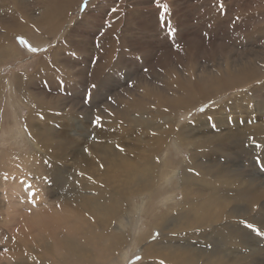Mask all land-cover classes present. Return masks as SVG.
<instances>
[{
    "label": "bare ground",
    "instance_id": "1",
    "mask_svg": "<svg viewBox=\"0 0 264 264\" xmlns=\"http://www.w3.org/2000/svg\"><path fill=\"white\" fill-rule=\"evenodd\" d=\"M43 1L41 7L36 6L39 4L36 2V10H30L27 5L30 0L24 1L26 4L22 6L23 0H15L12 9H6L0 0V63L21 55L11 43L17 36H24L31 44L40 47L44 42L52 40L56 33H65L59 42L57 40L58 44L53 49H49L37 60L38 66L34 72L17 73L13 82L10 76L0 78V98L1 94H6V86L12 84L20 95L19 98L32 105L19 133L21 138L28 135L29 141L36 147L34 153H26L16 160L8 153L1 158V161H7L0 175L2 186H8L9 191L17 187L25 189L30 198L27 203H15L7 193L0 195V216L6 225L17 226V236H12V246L9 247L11 252L16 253V259L12 257L13 264H100L102 259L98 261V258L102 254H97L96 258L88 241L105 238L113 243L107 245V256L112 252V245L116 248H122L126 243L136 245L135 234L130 238L125 232L133 221L129 219L130 216L126 218L129 212L122 211L126 199L131 195H141L144 198L158 186L156 184H172L179 173L181 177L177 182L180 184L183 200L176 202L175 193L163 195L159 200L162 206L170 209L156 223L161 235L143 243L149 230L144 232L139 229L137 233L143 253L140 264H245L250 258L249 249L241 234L237 233V223L233 222L238 218L235 206L228 205L226 207L231 208L227 209L214 202L205 203L220 192L219 196L222 194L224 199L237 201L242 197L254 205L264 198V191L260 190L263 184H255L256 180L239 177L229 167L227 169V166L205 157L211 152L217 154L215 150L235 154L241 145L250 143L253 146L250 155L257 152L262 161L264 98L260 99V94L264 93V59L250 55H242L235 60L227 57L218 68L210 71L203 67L198 74L194 70L199 63L196 52L194 53L192 46L182 49L180 39L170 35L169 41L174 47V53L169 59L166 54V57L162 55L156 44L161 41L149 34L159 24L155 26V20L148 19L142 0H120L106 18L109 24L104 31L97 29L100 11L94 7L102 4L100 8L104 9L112 0L91 1L73 25L70 22L71 13L82 0H52L53 3ZM173 6L171 11L177 22L176 27L177 24L182 27L187 16L181 12V6L178 7V0H175ZM243 11L242 14L245 13ZM117 30L124 36L121 41L119 36L116 37ZM126 31L131 35L127 36ZM212 38L215 39V36ZM120 46L121 49H118ZM149 48H155V51ZM67 50L73 53L68 54ZM153 61H156L154 65ZM218 61L220 62L219 59ZM142 63L149 65L151 69H143ZM116 72L132 75V80L125 81L127 91L120 89L113 92L110 98L97 101V106L93 105L96 90H92L91 99L87 102L74 93L79 88H83L82 91L89 89L91 84H96V89H99L111 84V81L124 80V75L121 77L120 74L115 78ZM227 93H231L227 101L202 112L192 122L179 124V112L194 108L211 100V97L218 100ZM75 121H79L81 125L76 126ZM70 131L75 133L71 134ZM78 134L81 138L84 137L83 140L76 136ZM103 137L105 139H101ZM70 144L78 145L74 149L77 154L73 156L70 167L72 171L64 167L69 151H72ZM170 144L175 148L178 145L188 148L190 155L179 164L182 170L178 169L179 166L168 165L169 161L166 162L165 159L163 173L158 168L161 161H158V155L166 150V157ZM31 161L38 163L36 168L30 167ZM195 168L206 176L198 177L197 184L201 188L197 189L191 186L195 182L186 178L190 173L187 171ZM59 172L68 177V182H86L89 188L84 195L78 196L74 192L70 195L62 190L63 193L52 206L53 211H44L39 208L43 201V191L38 184L26 178L27 174L41 177L51 173L55 177ZM206 191L209 194L204 197ZM20 199L22 200V196ZM33 199L35 203L32 202ZM144 205V199L142 204L135 203L136 216H144ZM31 206H36L35 210H31ZM173 207L175 212L171 211ZM225 218L228 220L224 221ZM116 221L120 225L118 233L111 231ZM248 222L255 223L250 220ZM208 223H211L208 227L211 228L210 240L212 238L216 245L203 250L198 239L200 235L208 239V228H203L201 233L199 231V236L198 229ZM33 228L47 230L46 234L41 233L36 239L38 249L34 250L26 238L28 230ZM262 228L264 229L260 226ZM131 229L134 233L133 228ZM74 232H85V238L74 235ZM124 248L126 249L125 246ZM235 250L238 251L234 254L235 259L229 260L228 252L235 253ZM33 259H40L41 262ZM122 259H119V263L125 264V257ZM112 262L114 263L113 260ZM2 264L9 263L5 261Z\"/></svg>",
    "mask_w": 264,
    "mask_h": 264
},
{
    "label": "rangeland",
    "instance_id": "2",
    "mask_svg": "<svg viewBox=\"0 0 264 264\" xmlns=\"http://www.w3.org/2000/svg\"><path fill=\"white\" fill-rule=\"evenodd\" d=\"M1 1H2L3 6L6 9H9V8L12 9V7L15 6L12 4L13 1H15V0H1ZM24 1H26V0H23V3L21 4V6L26 4V2H24ZM91 1H93V0H87V7L85 8V0H82L81 3L79 4V6L76 7V9L72 11L71 18H70L71 25H73L76 22V20L80 18V16L83 14V12L88 8V5ZM112 1H109L108 6L105 7L104 9L100 8L102 6V4L95 6L96 8L94 7L95 10L100 11V13L98 15L100 17L99 23L97 25V26H99V27H97L98 31H104L105 30L107 24H109V20H107L106 18L111 13L112 9L116 8L115 6L119 4L120 0H116V2H115V0H112ZM144 1H146V2L144 3ZM244 1H246V2H244ZM244 1L241 2L239 0H178V7L181 6V8L183 9V10L181 9L182 10L181 12L185 13L184 15L187 17H185L186 20L183 22L182 27H179L178 24L176 27L177 22H176L175 18L173 17V11H171V10H173V7H174L173 4H174L175 0H167V1L166 0H142L143 6L144 7L146 6L145 8L147 10V14H148L147 16H149L148 19L155 20V26L157 23L159 24V26L158 27L156 26V29L154 31H150L149 34L150 35L153 34L154 38H157L156 40L161 41V43H156V44L159 46L160 52H162V55L166 54L168 56V59L170 57L172 58V55L174 53L173 52L174 47L172 46L171 42L169 41L170 35L173 38L180 39L182 49H186L187 47L192 46L194 53L196 52L195 56L199 60V63H198L199 67L197 65V68L194 70L198 74H199V71L202 70L203 67H207V69L210 71H212V68L213 69L218 68L219 64L220 63L222 64L224 59H226L227 57L235 60L242 55H245V57H247V55L249 57V55H250V57H256V58L261 59V60L264 59V53H263L264 52V23H262V22H264V14H262V13H264V8H261V7H264V6H262V5H264L263 4L264 2H263V0H260V1L259 0H244ZM247 1H249V3H247ZM27 2H28V0H27ZM36 2L39 3L36 6H40V7L42 6V3H44L43 0H30V3H27L30 10L31 9L36 10L37 7L34 6V4ZM45 2L53 3L52 0H45ZM161 2H162V4L167 3L169 5V11L166 14L164 20L162 19V16H161L162 9L159 7V5H162ZM171 2H172V4H171ZM227 2H229V4L231 6ZM32 3H33V6H32ZM221 3H223V10L222 11L220 10V7H219ZM238 3L241 4L242 6L239 5ZM246 3H247V5H246ZM260 4H261V6H260ZM110 5H112V7H110ZM243 6H245V7L243 8ZM98 7H99V9H98ZM148 9H150V10H148ZM104 10H107V12ZM189 10H190V12H188ZM236 10H238V11L236 12ZM241 10L245 13L242 14ZM249 10L251 12H249ZM219 13H220V15H219ZM103 14H105V15H103ZM249 15H251V16H249ZM255 15H256V17H255ZM188 16H189V18L191 17V19H189ZM237 16H239L240 20H239V18L237 19ZM246 17H248V18H246ZM212 18H215V19H212ZM223 18L225 19V21ZM163 21H165V22H163ZM250 25H251V27H250ZM164 27L167 30H165ZM175 28L177 29V31ZM138 29H139V27H138ZM173 29L175 30L174 35L171 34V31ZM140 30L141 29H139V31ZM181 30H183V31H181ZM185 32H186V35H185ZM120 34H122V32L117 30L116 31V37L118 38V36H119V40L121 41L124 36H123V34L122 35H120ZM125 34L128 36L130 33H128L126 31ZM64 35H65L64 31H61L58 34L56 33L55 36H53L52 40L50 39L49 41L44 42L40 47H36L33 44H31V42H29L24 36H17L14 38V40L12 39L11 43L18 48L17 50L20 51L21 55H19L17 58H10L7 60L5 59V61L3 60V62L0 63V78H2L4 76H10L11 81H12V79L14 78V76L17 73H20V72L32 73V72H34L38 66L37 60L40 59L43 55H45L49 51V49L51 50L52 47L54 48L58 44L57 40L59 42L61 40V38L64 37ZM182 35L184 36V38H182L183 37ZM214 36H215V39L212 38ZM185 37H187V38H185ZM233 37H235V38L233 39ZM190 38H191V40H190ZM206 38H208V39H206ZM228 39H229V41H227ZM164 40H166L167 42ZM214 40H216V41H214ZM219 40L222 41V43H220ZM165 42H166V44H165ZM187 42H188V44H187ZM161 46H163V47H161ZM200 48H201V50H200ZM222 48H224V49L222 50ZM118 49H121V46L118 47ZM216 49H217V51H216ZM149 50H152V48L151 49L149 48ZM152 51H155V48H153ZM208 51H210V52H208ZM66 52L68 54L73 53L71 50H67ZM157 52H158V50H157ZM249 52H251V53H249ZM166 55H165V57H166ZM213 56H215V57H213ZM218 59L220 60V62L218 61ZM210 60L211 61L213 60V61L211 62ZM154 62H156V61H153L152 65H154ZM141 65H142L143 69H146V70L151 69L149 65H146L144 63H142ZM185 66L187 67V65H185ZM118 74H120L121 77L124 75L123 76L124 80L111 81V84L106 85L107 87L104 85V86H102L103 89L102 88L96 89V98H95L96 100L94 99V102H93L94 106L98 105L97 101H100V100L104 101L107 98H110L113 92H117L120 89L127 91V88L125 87L126 86L125 81L132 80V78H131L132 75L126 74V73H125L126 74L125 75V74H121V72H119V73L116 72L115 78H117ZM118 83H119V85H118ZM10 86H12V87H10ZM86 89L88 90V88H86ZM82 90H83V88L76 89L74 93L77 96H79L82 100H85V93L87 90H85V91H82ZM107 91H109V92H107ZM5 92H6V94L5 95L1 94V98H0V109L2 110V111L0 110V129H1L0 130V175L3 172L2 170H4V168L6 167L5 163L7 162V161L6 162L1 161V158H4L3 157L4 154L8 153V154L12 155L14 157V159L16 160L20 157H23L26 153L32 154L36 151V147L29 141L28 135L23 136L21 138L20 133H19V130H21L26 123V118L28 117V114L30 112V108L32 107V105L30 103H28L27 101H22L19 98L20 95L18 93H16L12 84L6 86ZM108 93H109V95H108ZM230 96H231V93L230 94L227 93V94L222 95L220 98H218V100L213 99L210 96L211 100H207L206 102H203V103L199 104L198 106L191 108L187 111L179 112L180 113L179 114V122H181L179 124L182 125V124H185L188 122H192L193 120H195V118H197L199 116V114L202 113L201 111H199V109L205 108L206 109L205 111H207L209 108L216 107L217 105L222 104L223 102L227 101V99ZM80 98H77V99L80 100ZM263 98H264V93L260 94V99H263ZM80 105H81V103H80ZM205 111H203V112H205ZM75 125L80 126L81 124L79 121H75ZM208 127H210V126H208ZM204 128H201V129H204ZM210 128H212V127H210ZM223 132H225V131H223ZM16 133H17V136H15ZM70 133L72 134L75 132L70 131ZM78 135H76V136L80 139L82 136H80V135L78 136ZM83 138H81V140H83ZM101 139H105V137H103ZM249 144L246 143L244 145H241L242 148L241 147L237 148L236 149L237 152L235 151V154L230 152V151H229V153H226V152L219 153V150H215L213 148L215 151H217V154H215V153L212 154V152H211V153L207 154L205 158L217 161L218 164H222L223 166L224 165L227 166V167H225V166L224 167L227 169L230 168V169L234 170L235 171L234 174L235 175L239 174V177L256 180L255 184H257V183L263 184L262 187L260 186V190L264 191V167L261 166V162H264V155H263L262 161L258 162L255 159V157H258L259 155L257 152L251 154V155L254 154L255 156L250 155V152H252L253 146L251 144H250L251 145L250 146ZM70 145L71 146H69V147H70V149H72V151H69V154H68L67 159H66V163L64 165V167L66 169H68V171H72V168L70 169V167H72V164H73V156L77 154L74 152V149H75V146L78 147V145H73V144H70ZM165 153H166V150L158 155V161L161 160L158 163V165H159L158 168L160 167L159 169L163 173L165 172V166H164L165 159H166V162L169 161L168 165H173L174 167H178L179 164H181L182 160H185L190 155V150L188 148H184V147H181L179 145H178V148H175L174 146H172L170 144L169 148L167 147V153H168L167 156L168 157L167 156L164 157ZM248 155H249V157H248ZM37 164H38L37 162L35 164V161H31L30 167L36 168ZM179 168H180V170H182V167L179 166L178 169ZM187 172H190V173L188 174V176L186 178L189 177V178H191V180L193 182H195L194 184L192 183L191 186H193L196 189L199 187L201 188V186L199 184H197L198 179H199L198 177L206 178V176H203L201 171L198 170V168L193 169V171H187ZM191 172H193V174ZM50 174H49V176L47 175V176H41V177H35L32 174H27L28 176L26 175L27 179L34 182L35 184H38V186L41 188V191H43L42 192L43 193V201H42V205L39 206V208H42L44 211H47V212L53 211L52 208L54 207L55 201L58 199L59 195H61L63 192H67L70 195L75 193L74 195L78 196V195H84L89 188L86 185V182H81V181L71 182V183L68 182V177L65 174L62 175L60 172L58 174H56L55 177H53ZM60 175H62V176H60ZM160 175H161V173H160ZM180 177H181V173L178 174L177 178H175V181H174V179L172 180V184L171 183L170 184H162L161 182L160 183L162 185L159 183L156 184L158 186H156L150 193L146 194V196H144V198L141 195H137V196L131 195L128 197V199H126V202H125L124 206L122 207V209H123L122 211L126 212V213L129 212L126 215V218H128L130 216L131 218H129V219H132L133 221H132L131 225H128V228L125 230V232H126V234L130 235V238H132L131 237L132 234H135L136 245H132L133 246L132 247L131 244L126 243V245L124 244L122 248H119V247L116 248L115 246L112 245L111 246L112 252L109 253L110 256L109 255L107 256L105 253V251L107 249V245L113 244V243L107 241V239H105V238H98L96 240L90 239L91 241H88L90 244L89 243L88 244L90 245L89 247L92 248L91 250H93L95 257L97 258V254L98 255L100 253L102 254V256L99 255L101 257L98 256L99 257L98 261L100 260V258L102 259L101 261H99L100 264H111V263L112 264H116V263L120 264L119 259L121 260L124 257H125V264H140L143 261L141 242H139V241H141V239L137 236L138 235L137 233L139 232V229L141 231H144V232L149 230V234H148L147 238L144 239L143 243L151 240L152 238L155 240L157 237H159L161 235L162 232L159 230V228L156 227V223L160 222L161 219H163V216L168 211H170V209L162 206L161 205L162 203L159 200L163 195H166L168 193H175V195H176L175 201L176 202H180L183 200L182 192L180 189V184L177 182V179H179ZM62 190H63V192H62ZM3 192L7 193L8 196H12V200L15 203L16 202L21 203V201L27 203V201L30 200V198L28 196V192L25 191V189L21 188V190H20V188L17 187L15 189L9 191L8 186H5V185L2 186V183H0V195H2ZM219 193L215 194V197L212 198V200H209L208 202H206L205 204H207V203L210 204V202H214V203L219 204V206H221L223 208H225L228 205H230L231 207L235 206L236 214H237L236 216H238V218L236 217V220L233 222L237 223V226H236L237 233L241 234V238L243 239V241L246 242V245L248 246L246 248L249 249L248 253H249L250 258H248L244 263L250 264L251 261H254V263L252 262L253 264H264V259H263L264 258V235H258L255 231L245 227V222L251 223V222H248V220L255 222L254 225L256 226V228L260 229V226L264 227V208L260 207V206L264 207L263 206L264 198L262 199V201H259V203L251 205L252 202L250 200H248L247 198L240 197L237 199V201H235V200L233 201V200H230L228 198H225V199L222 198L221 197L222 194L219 196ZM208 194H209V192L206 191L205 194H203V196L207 197ZM19 195L22 196V200L20 199L21 196L19 198ZM3 197H4V195H3ZM23 198H24V200H23ZM143 199L145 201V205H144L145 208L143 210L142 215H144V216H136V214L134 213V205H135V203L136 204H142ZM231 204H233V205H231ZM234 204H236V205H234ZM230 206L226 207V208L229 209V208H231ZM19 207L21 208L22 206H19ZM31 207H33V208H30L31 210H35V208H36V206H31ZM175 210L176 209L174 207L171 209L172 212H175ZM202 213H203V211H201V214ZM145 215L147 218L145 217ZM227 220H228L227 218L224 219V221H227ZM210 226H211V223L210 224L208 223L207 225L206 224L201 225L198 229V236H199V231L201 233V231L204 230L203 228H208ZM119 227H120V225L116 221V223H115V225L111 231L118 233L117 230L119 229ZM10 228H12V229H10ZM131 228H133L134 233L132 232ZM207 230L208 231L206 232V234L208 236L207 237L208 239H206L205 237H201V235L199 236V239H198V236L196 238V239H198V241H199L198 243L201 245V249H203V250L204 249L207 250L208 248L210 249L211 247H213L212 245H214V246L216 245L215 241L212 238L210 240V237H209L210 233H211V228H208ZM260 230H261V232H264L263 228ZM32 232L34 234L36 232L37 235L35 234L36 235L35 238H34L35 235H33ZM46 232H47V230L42 231V230H39L38 228H33V229L28 230L27 234H29V235H27L28 237H26V238L29 241V243L32 244L33 250H34V248L38 249V246L35 245L36 239L41 236V233L46 234ZM48 233H50V229H49ZM73 234L76 236L80 235V237L82 236V238H85V232H82V233L74 232ZM12 236L13 237L17 236V226L14 225V226L10 227V226L6 225L5 221L0 216V259H1L0 261H2V262H0V264L5 263V261H6V263L13 264L14 261H12V260L16 259V257H14V256H16L15 255L16 253L15 252L13 253L9 250V247L12 246V244H11V240L13 238ZM261 241H263V242H261ZM98 242H100V243L98 244ZM100 246H101V248H99ZM124 246L126 247V249L124 248ZM7 251H8V254H7ZM96 252H98V253H96ZM236 252L238 253V251H236V250H235V253H232V252L229 253L228 252V254H227L228 259L229 260L235 259L236 255H234V254H236ZM4 254H5V256H3ZM103 254L106 255V258H110V259L109 260L106 259ZM229 254H231V256ZM9 255H12V256H10L11 258L9 257ZM117 256H118V258H117ZM113 258L115 260L117 259L118 261L116 260L117 261L116 262ZM258 259H260V260H258ZM33 260H37L38 262H41L40 259H33ZM112 260L114 261V263L112 262ZM104 261H106V262H104ZM255 261H257V262H255Z\"/></svg>",
    "mask_w": 264,
    "mask_h": 264
},
{
    "label": "snow or ice",
    "instance_id": "3",
    "mask_svg": "<svg viewBox=\"0 0 264 264\" xmlns=\"http://www.w3.org/2000/svg\"><path fill=\"white\" fill-rule=\"evenodd\" d=\"M86 7H87V0H85V8ZM159 7L162 9L161 16H162V19L164 20L166 14L169 11V5L167 3H164L162 5H159ZM219 7H220V10L222 11L223 10V3H221ZM237 19H238V17H237ZM174 32H175V30L173 29L171 31V34L174 35ZM96 88H97V85L96 84H91L90 85L89 89L85 93V100H86V102L91 99L92 90H96ZM205 110H206L205 108L199 109V111H201V112H203ZM261 147H264V145H261ZM255 159L258 162H261L260 161V157H255ZM261 166L264 167V162H261ZM189 171H193V170L192 169H189ZM32 195L34 197L35 196V193H33ZM32 202L35 203V200L33 199ZM245 227L248 228V229H251V230L255 231L258 235H264V232H261L260 229L259 228H256L255 225L252 224V223L245 222Z\"/></svg>",
    "mask_w": 264,
    "mask_h": 264
}]
</instances>
